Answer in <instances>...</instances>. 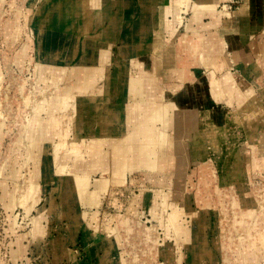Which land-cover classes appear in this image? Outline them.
I'll return each instance as SVG.
<instances>
[{"label": "rangeland", "instance_id": "1", "mask_svg": "<svg viewBox=\"0 0 264 264\" xmlns=\"http://www.w3.org/2000/svg\"><path fill=\"white\" fill-rule=\"evenodd\" d=\"M27 1L3 0L0 5V264H192L189 243L184 240L195 233H199L208 253L194 264H264V71L250 68L257 60L264 63V27L260 38L251 37L247 41L250 52L244 53L250 57L241 60V52L236 58L230 57L233 66L221 62L219 68H212L217 70L214 75L217 80L237 82L232 86L240 92H223L222 85L210 90L212 99L222 92L221 98L214 101L224 102L229 107L223 109L222 122L218 121L222 116L220 112L215 116L216 125L206 112L176 107L177 111L196 113L198 123L189 137L183 139L182 144L187 149L180 155L181 163L169 167V179L160 177L159 181L149 182L144 172L139 171L132 176L138 179L137 186L132 185L131 177L126 175L125 184L109 187L98 207L78 204L76 197L71 205L63 207L67 201L65 185L74 177L70 175V165H65L61 171L56 165L62 167L63 153L73 145L77 157L74 159L71 155L66 160L69 158L68 161L78 166L85 163L88 155L81 154L80 150L90 140L86 119L96 121L91 125V131H96L98 117L80 107L85 101L65 100L66 105L67 101L75 105L67 107L64 102L53 110L54 127L51 126L50 131L54 135L43 150L35 151L31 157L26 130L38 114V107L45 110L52 98L61 95L47 78L50 66L60 86L74 80L66 78L62 71L69 73L73 64V61L65 64L61 56L64 50L53 64L40 68L38 20L29 19L31 10L40 0L35 6ZM124 1L121 6L125 8L124 17L117 20L118 33L112 42L105 44L109 45L107 76H113L117 64L123 65L130 75H136V67L127 59H142L143 52L154 50L153 36L162 33L173 38L176 30L172 21H161L162 14L168 15L167 0L161 3L151 21L160 26L158 31L143 38L133 37L130 33L133 23L141 21V3ZM256 1L258 5L262 2ZM118 7L114 5L108 13L115 15ZM127 7L134 11L131 19V10H126ZM108 24L109 20L105 19L102 27L109 30ZM44 32L43 48L53 37L48 28ZM86 34L79 31L66 37L80 40ZM154 41L159 48L160 42L157 38ZM22 47L24 58L18 55ZM129 48L133 56L125 53L126 59L123 51ZM237 60L242 63L238 64ZM236 64L240 65L236 75L234 70L222 69L230 66L236 70ZM221 72L226 75L221 77ZM147 73L150 74L148 70ZM116 82L126 101L128 96L123 92L121 80L118 78ZM156 83L154 87L158 88ZM155 97L150 96V99ZM238 97L241 101H236ZM117 101L113 99L114 103ZM46 113L41 111L39 117L45 120ZM43 158L48 159L47 163ZM42 161L48 171H43V177L36 176ZM100 175L98 171L91 174L88 183L99 180ZM34 185L38 186L36 192ZM141 190L150 191V196L144 197ZM165 201L167 204L163 206ZM182 205L187 206L185 213L180 208ZM173 210L179 211L177 223L180 231H187L185 236L168 225L167 215ZM76 213L87 218L80 220L74 229L72 220ZM35 223L40 233H33ZM106 243H113V247L105 250Z\"/></svg>", "mask_w": 264, "mask_h": 264}, {"label": "bare ground", "instance_id": "2", "mask_svg": "<svg viewBox=\"0 0 264 264\" xmlns=\"http://www.w3.org/2000/svg\"><path fill=\"white\" fill-rule=\"evenodd\" d=\"M30 1L31 0H28L27 2L35 6L34 3L37 0ZM123 1L40 0L39 3L36 4L37 6L31 10L29 15V19L36 18L38 20L37 49L40 68L44 65L47 66L53 64L56 56L64 50L66 52L61 56L65 60V64L68 65L72 61L73 64L71 65L69 73L63 69L62 71L66 78L69 76L70 80H74L71 84L69 83V85L60 86L58 76L50 66L51 71L47 78L53 83L57 90H60L61 95L52 98L50 101L51 103H48V105L45 106V110L39 106L37 109L38 114L33 117L30 126L26 130L29 139V147L31 149V157H34L35 151L39 152L40 150H43L54 135L50 131V127H54V118L51 117V113L53 110L60 108V106L66 105L65 100L74 98V100L85 101L83 102L85 105H80V107L85 108L87 112L91 110L94 117H98L96 131H94V129L91 131V125L96 121L90 118L86 119V122L88 123V128L86 130L87 133L90 134V140L85 143L80 150L81 154L88 155V159L85 163H81V165L78 166L74 161H68L69 158L66 160L68 156L77 154V152H74L73 145L71 150L63 153L64 162L63 164L61 163L62 167L56 165V168L59 169V171H61V168L65 165H70L72 170H74V172L72 170L70 171V175L74 178L68 181L67 185H65L67 201H64L63 207L71 205L72 200H74L75 197L78 198L76 199L78 204L89 206L90 208L98 207L101 197L107 190H109V187L114 185L122 186L125 184L126 175L131 177V184L137 186L138 179H134L132 176H134V173H138V171L144 172L149 182H155L158 178L160 179V177H166V179H169L167 175L169 167L173 164H180L182 161L180 155L184 153V149H187L185 144H182L183 139L189 137L191 129L196 123H198L196 120V113H190V111L187 113L183 110L177 111V105L167 98L166 93L154 87L157 81V76L152 73H147V66L143 61L127 59L125 53H129L128 56H133V52L130 48L129 51L124 50L123 54L127 59V62H132V65L136 67V75H130L123 65L117 64L113 76H110L109 74L107 76L108 68L105 64H107L108 60V55L106 54L109 45L105 44L112 42L118 33L116 28L117 20L124 17L123 10L125 8L121 7ZM165 1L167 0H139L141 3V21L139 19V21L133 23V28L130 32L132 33V36L134 35L133 37L138 36L143 38L147 34L158 31L160 26L151 23V21L161 7V3L164 4ZM2 2L3 0H0V5ZM168 3L166 10L170 15L174 13V15H172V26L176 28L173 34L171 31L170 34L175 37L177 36L178 26L174 25L181 24L184 19L182 14H180L181 7L185 8L183 10L184 14L192 5V8H194L196 12L197 20L199 21L200 14H213L219 1L168 0ZM114 5L117 7L119 6L117 9L118 11L115 15H110L108 10ZM126 10H131L129 12V19H131L134 11H132V8L129 9L128 7ZM240 11L241 14L244 12L242 9ZM222 14L229 15L226 5L223 6ZM105 19L109 20V30L102 27L103 20ZM92 25L95 27H92ZM45 28H48L51 31L53 37L46 45L47 47L43 48L46 44V41L43 39L44 36H42L46 34L44 32ZM186 29L189 32L192 30L189 26H187ZM79 31L87 32L83 39L77 40L74 38V40H71L66 37L68 34L73 35V33ZM209 31L210 30H208V32ZM200 36L202 35H199V37ZM201 39L202 38H200V40ZM200 40L198 39L194 42L191 40V44L184 47L185 50L190 53L188 57H191L188 58L185 63L190 59V62L188 63H191V65H201L206 68L210 90H214L219 85H222L223 92L226 91L228 93L239 94L240 92L238 89L236 88L235 91L232 86V84L237 85V82L231 81V79H225L223 81L217 80L214 76L215 71L217 70L212 68H219L218 65L221 62L233 66V62L229 55L223 49L225 45H220V41L212 43L210 40H203V42ZM188 41L189 40H187L186 43H188ZM156 46L157 42H152V48L154 50L156 49ZM158 46L160 47L161 44L159 43ZM78 49H81V52L78 53ZM18 55L21 58L25 57L23 47L18 52ZM187 64H185V66ZM183 67L184 66H182V68H173L175 74V88L181 86L180 82L182 84L188 79L187 74L185 73L186 68ZM250 68H252L251 70L253 71H264V63L262 64L257 60L250 66ZM157 69L158 68H156V70ZM42 73L43 70L41 72V77L44 78ZM224 75L226 74L221 72V77ZM189 76L190 75H188V77ZM118 78L121 80L122 86H124L123 92L128 96L126 101L118 91V82H116V79L118 80ZM147 87L152 89L149 90ZM107 90H109L111 94H108ZM154 95L157 97L150 99V96ZM221 95L222 92L216 93L213 100H219ZM114 98L116 100L118 99L116 103L113 102ZM236 101H241L240 97H238ZM67 103L70 105L69 101H67ZM195 104L196 103H194V105ZM68 105L66 106L68 107ZM73 105H75V103ZM73 105L71 104L70 106L73 107ZM41 111L47 112V118L45 120L39 117ZM214 126L217 127L216 125ZM62 140L63 139L60 141ZM215 148L216 146L213 145V149ZM76 157L77 156L74 155V159ZM43 159L47 163L48 159ZM43 161L39 165L42 166V164H44ZM49 161L51 163L52 159ZM54 163H57V161L54 160ZM47 168L48 166L45 167V169L44 166L40 167V172L37 170V173L34 175L37 176L39 174L40 177H43V171ZM97 171L101 174V178L88 183L91 174H94ZM34 186V192H36L38 186ZM88 187H91L92 189L89 190ZM140 193L141 195L144 194L145 196H150L148 190H143V193ZM170 200V202H174L173 199ZM166 202L167 201L163 202V206H166ZM180 208L185 213L187 206L182 205ZM178 213V210L171 211V213L167 215V222L175 232L185 236L188 234L187 231L185 229L180 231V224L177 223L179 217ZM85 218H87V215L84 216V219ZM82 219L83 215H81V213H76L72 220V228L75 229L77 223ZM92 219H94V217H92ZM36 232L40 233V229L35 223L33 233L36 234ZM184 241L189 243L188 246L190 247L192 264L197 263L200 257H203V255L208 253L203 247V241L201 240L199 233H195L192 236L189 235V237L187 236ZM111 244L106 243L105 250H110L113 247V243Z\"/></svg>", "mask_w": 264, "mask_h": 264}, {"label": "crops", "instance_id": "3", "mask_svg": "<svg viewBox=\"0 0 264 264\" xmlns=\"http://www.w3.org/2000/svg\"><path fill=\"white\" fill-rule=\"evenodd\" d=\"M218 1L219 3L214 9L215 12L213 14H200L199 21L197 20L196 12L194 8H192V5L184 14L183 10L185 8L181 7L180 14H182L184 19L182 20L181 24L174 25L178 26L177 36L169 38L162 33L153 36L151 41L154 42V40L157 38V40L162 43L161 46L153 51L148 50L143 52L142 55L144 56L142 59H140L141 61L148 64V72L157 76L156 86L166 93V96L169 100L173 101L180 109L197 108V110L202 113L206 112L209 118L216 125H218V121L222 122L225 118V114L223 115V109L229 107L224 102H215L212 99L206 68L201 65H191V63H188L190 62V59L187 63L191 66L185 63V61L191 57H188L190 53H188L184 47L189 46L191 44V40L194 42L195 40H200V38H202L200 40L201 42H203V40H210L212 43H217V41H220L221 44L223 43V45H225L223 49L226 51L229 57L233 56V58H236V54L243 52L239 56L241 60H244L246 57H250V55L244 53L250 52L247 41H250L251 37H255L254 39L260 38V34L262 35L263 32H261L262 27H264V0H262L261 4L259 5L256 0ZM224 5L227 6L229 15L222 14ZM241 9L244 11L242 14L240 11ZM172 15H174V13L171 15L168 14L166 16L162 14L161 21H172ZM187 26L192 28L191 32L187 31ZM218 28L222 31H220ZM208 30L210 31L208 32ZM199 35L202 36L199 37ZM187 40H189L188 43H186ZM263 51L264 49L262 50V53ZM251 54L254 55V52ZM237 61L238 64L242 63L240 60ZM185 64H187L186 66L188 67H186ZM182 66H184L183 68H186L185 73L187 74L188 79L183 82L180 87L175 88V74L173 68H182ZM156 68L158 69L156 70ZM238 68H240V65L238 66L236 64V70L230 66H224L222 69L223 71L234 70L233 73L236 75ZM188 75L190 76L188 77ZM194 103L196 104L194 105ZM219 112L222 116L217 121L215 116ZM145 178L147 179V177ZM141 192L143 193V190H141ZM143 196L147 197L144 194Z\"/></svg>", "mask_w": 264, "mask_h": 264}]
</instances>
